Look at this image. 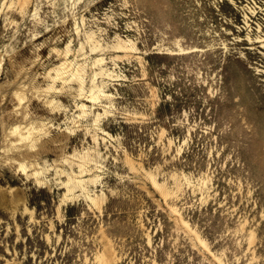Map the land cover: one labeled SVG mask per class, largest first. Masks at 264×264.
Instances as JSON below:
<instances>
[{
    "label": "rangeland",
    "instance_id": "rangeland-1",
    "mask_svg": "<svg viewBox=\"0 0 264 264\" xmlns=\"http://www.w3.org/2000/svg\"><path fill=\"white\" fill-rule=\"evenodd\" d=\"M0 264H264V0H0Z\"/></svg>",
    "mask_w": 264,
    "mask_h": 264
},
{
    "label": "bare ground",
    "instance_id": "bare-ground-1",
    "mask_svg": "<svg viewBox=\"0 0 264 264\" xmlns=\"http://www.w3.org/2000/svg\"><path fill=\"white\" fill-rule=\"evenodd\" d=\"M71 182V181H70Z\"/></svg>",
    "mask_w": 264,
    "mask_h": 264
}]
</instances>
